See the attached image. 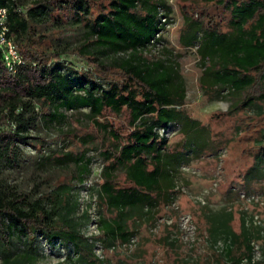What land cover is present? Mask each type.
Listing matches in <instances>:
<instances>
[{"label":"trees","instance_id":"1","mask_svg":"<svg viewBox=\"0 0 264 264\" xmlns=\"http://www.w3.org/2000/svg\"><path fill=\"white\" fill-rule=\"evenodd\" d=\"M196 12L184 13L183 45L196 47L203 65L204 91L213 97H233L235 108H260L264 102V0H205ZM8 7L11 34L24 62L11 70L0 51V163L22 166L31 130L40 123L62 122L67 111L87 108L97 130L104 133L99 149L107 161L97 190L96 236L105 248L128 243L136 234L130 221L153 215L162 203L176 198L182 166L213 146L209 126L183 108L186 87L179 70L144 51L154 45L169 13L166 0H0ZM197 13V15H196ZM80 29L73 50L63 47L64 34L53 28ZM39 104V108H37ZM110 110L129 112V130L121 131L102 117ZM181 123L184 138L173 148L165 132ZM16 124V127L14 125ZM264 129V128H263ZM93 133L80 137L93 142ZM89 148L44 154L37 166L76 165L79 181L91 171ZM254 161L244 173L248 182L264 178V130L249 148ZM124 172L120 180L118 172ZM72 188V187H71ZM46 195L14 188L0 169V257L4 264H35L39 240L71 246L74 264H108L85 235L81 223L66 214L79 207V191ZM103 207L114 215L108 216ZM86 216L89 211L85 210ZM232 212L209 217L211 240L223 238L224 264H251L254 235L242 219L236 232ZM16 239L23 248H16ZM242 243L241 251L235 245ZM257 264H264L258 260Z\"/></svg>","mask_w":264,"mask_h":264},{"label":"rangeland","instance_id":"2","mask_svg":"<svg viewBox=\"0 0 264 264\" xmlns=\"http://www.w3.org/2000/svg\"><path fill=\"white\" fill-rule=\"evenodd\" d=\"M27 5L33 0H23ZM170 11L161 14L162 27L156 33L154 45L144 53L150 58H163L173 64L180 72L186 87V102L183 108L187 113L200 119L210 128L209 134L213 146L206 149L198 158L181 167L176 179V198L162 203L153 215L136 216L130 226L136 234L128 243H117L111 248L103 247L96 238L98 197L97 190L104 180L102 169L107 162L99 149L93 148L101 143L104 133L97 130L87 115L88 109L69 110L62 122L40 123L39 128L31 130L33 144L25 145L26 160L22 166H10L0 163L2 177L14 188L31 192L37 196L46 195V201L53 203L57 192H65L71 187L72 192L79 191V207L66 214L81 223L85 235L95 242V250L105 257L108 264H224L221 254L225 242L223 238L213 242L209 233V217L232 212V228L240 233L242 219L254 235L258 245L255 258H264V224L255 222V216L264 217V178L250 182L244 179V173L254 161L248 152L264 130V102L260 108H235L233 97H213L206 93L201 85L200 76L203 65L196 47H189L180 41L184 24V13L192 14L197 8L207 3L205 0H166ZM200 5V6H199ZM197 15V13H196ZM53 31L68 36L63 47L73 50L82 39L80 29L74 27L57 28ZM39 108V104H37ZM129 112L116 113L108 110L105 120L112 122L123 132L129 130ZM181 123L174 124L165 132L171 148L184 138ZM93 133V142L84 144L82 136ZM89 148L88 156H93L92 171L83 181L78 180L74 163L65 166H37L44 154H59L67 150L75 152ZM118 177L124 180V172ZM244 193L246 195H244ZM254 195V196H252ZM85 210L89 211L86 216ZM103 212L114 215L103 207ZM189 215L186 225L193 224L192 233L184 225L183 217ZM16 248H23V242L16 239ZM41 255L35 264H74L76 257L68 251L71 246L50 244L39 240ZM240 245H235V252H240ZM0 264H4L0 257Z\"/></svg>","mask_w":264,"mask_h":264},{"label":"built area","instance_id":"3","mask_svg":"<svg viewBox=\"0 0 264 264\" xmlns=\"http://www.w3.org/2000/svg\"><path fill=\"white\" fill-rule=\"evenodd\" d=\"M0 51H2V53L4 54L5 64L13 71H17L18 64L24 62L21 51L19 50L15 42V38L11 34L8 7H0ZM14 127H16V124L14 125ZM244 195L246 194L244 193ZM183 220L184 225H186V222L189 220V215H185L183 217ZM254 220L255 222L264 224V217L256 215ZM187 227L192 233L195 232V226L193 224H189V226ZM252 245L253 255L251 259V264H257L258 259L255 258V254L258 251V245L254 239L252 240Z\"/></svg>","mask_w":264,"mask_h":264}]
</instances>
